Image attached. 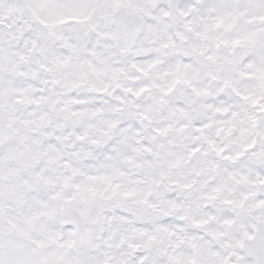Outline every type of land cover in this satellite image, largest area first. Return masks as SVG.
Masks as SVG:
<instances>
[{
    "label": "clouds",
    "instance_id": "clouds-1",
    "mask_svg": "<svg viewBox=\"0 0 264 264\" xmlns=\"http://www.w3.org/2000/svg\"><path fill=\"white\" fill-rule=\"evenodd\" d=\"M0 264H264V0H0Z\"/></svg>",
    "mask_w": 264,
    "mask_h": 264
}]
</instances>
